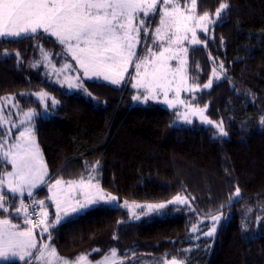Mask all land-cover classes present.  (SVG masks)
I'll return each instance as SVG.
<instances>
[{"label": "trees", "instance_id": "trees-1", "mask_svg": "<svg viewBox=\"0 0 264 264\" xmlns=\"http://www.w3.org/2000/svg\"><path fill=\"white\" fill-rule=\"evenodd\" d=\"M221 2L229 7L207 34H198L201 43L188 51L187 75L203 88L213 68L223 65L220 78L213 77L212 86L195 92L190 103L207 105L206 116L223 122L227 136L196 120L175 125V111L160 103L134 104L128 85L85 80L70 92L49 81L43 69L31 67L38 46L53 59L64 55L48 35L0 39V97L10 94L21 111L36 113L32 127L47 179L91 175L126 200L190 198L191 207L167 205L138 221L122 208L94 205L49 229L58 255L96 260L115 249L119 264H163L173 257L185 264H264V0H197V14L216 20ZM38 91L57 101L45 116L32 95ZM237 187L240 196L230 199ZM3 193L9 212L0 210V218L24 227L15 207L28 195ZM33 199L51 205L45 186ZM218 214L223 219L215 234L195 241L193 225Z\"/></svg>", "mask_w": 264, "mask_h": 264}, {"label": "snow or ice", "instance_id": "snow-or-ice-1", "mask_svg": "<svg viewBox=\"0 0 264 264\" xmlns=\"http://www.w3.org/2000/svg\"><path fill=\"white\" fill-rule=\"evenodd\" d=\"M228 7L226 2H221L215 12L216 20H213L207 12L203 15L197 14V0H192L191 9L182 7L178 0H0V37H21L42 30L64 47L85 77H102L113 85H120L125 79L129 66L135 63L137 78L132 87L144 89L143 100H155L162 94L163 102L169 108H175L177 104L184 105V100L179 98L181 90L188 92L201 90L199 85L188 84L185 57L189 49L184 46V42L187 41L190 45L200 44L197 30L207 34L209 25L219 22ZM158 10L161 15L159 25L154 32L153 45L159 44V50L148 47L147 55L138 57L140 34L141 32L145 36L149 34L146 25L150 22L149 18ZM42 54L47 62L49 54L43 49ZM173 60H177L180 65L175 71L169 63ZM142 67L143 72H141ZM220 69L223 70L222 64ZM212 71L213 77L219 79L221 72L216 68ZM177 74L180 79L175 89L177 96L173 100L169 99V93L173 91ZM213 77H210L203 88L212 86ZM67 83L70 89L80 87L78 77L67 78ZM34 95L41 103H44L48 96L43 91ZM132 99L141 100V95H134ZM52 103L55 105L57 101L53 99ZM186 107L187 111L178 113L180 119L186 123H192L190 117L196 115H199L205 123H213L205 115L207 105L204 108H193L191 105ZM34 115L33 109L24 112L21 123L30 124ZM260 123L264 125V118H261ZM2 124L3 121L0 119V126ZM216 127L221 136L228 135L223 128V122ZM3 143H8L6 138ZM2 147L3 144H0V148ZM5 160L11 164L12 171L0 174V210L3 213L9 212V207L6 206L9 197L3 193L4 188L12 194V197L22 196L25 192L32 197L33 190L45 182L47 168L36 143L33 127H25L20 131L15 142L3 151L0 161ZM97 165H93V168L95 169ZM65 184L68 187H79L82 190L81 194L84 195V201L76 199L73 203L74 198H64L61 186ZM49 192L51 195L48 199L56 207L54 222L49 220L48 207L51 205H46L44 200H33L31 205H25L21 200L19 207H15L16 215L24 216L26 227L11 223L8 218L0 219V260L7 264H15L17 259L23 264H33L34 261L36 264H89L87 254L79 256L72 262L68 258H61L50 244L38 242L35 229L40 228L41 233H49L48 239L51 240L49 231L51 227L90 209L100 201L111 204L117 198L104 193L99 185L92 184L91 175L88 182L81 179L79 184L75 181L65 182L57 179L54 184L49 185ZM239 196L240 189L237 187L230 199ZM36 204L39 205L40 211L30 213V209ZM171 204L191 207L190 198L180 194L167 202V205ZM167 205L149 204L146 207L149 213H154ZM124 206L132 212L133 218L140 219L134 209L140 208L143 211L142 206L128 205L127 202ZM33 214L39 218L38 221L31 218ZM210 219L212 227L204 233L208 237L215 234L223 216L211 215ZM192 231H197L196 225H193ZM116 255V250L112 249L110 255L104 257L98 264H117ZM164 264H185V262L173 257L171 260H165Z\"/></svg>", "mask_w": 264, "mask_h": 264}, {"label": "rangeland", "instance_id": "rangeland-1", "mask_svg": "<svg viewBox=\"0 0 264 264\" xmlns=\"http://www.w3.org/2000/svg\"><path fill=\"white\" fill-rule=\"evenodd\" d=\"M178 2L181 4L182 7H187L188 9H191V7H192V0H178ZM160 15H161V12H160V10H158L157 12H155L149 18L150 22L146 25V27L149 28V34L147 36H145L144 33L141 32V34H140L141 35L140 43H139V45L137 47V55H138V57H143V56L147 55L148 47H152L153 50H156V51L159 50V44L153 45V38H154L155 29L159 25ZM136 23H139V21H136ZM200 32L204 33L203 31L198 29L197 30V35ZM37 33H42L44 35H48V34L44 33L42 30L38 31ZM26 35H35V34L29 33V34H26ZM26 35H23V36H26ZM23 36H21V37H23ZM48 36H50V35H48ZM190 37H191V34L189 33V38ZM2 38L16 39V38H20V37H0V39H2ZM52 38H54V37H52ZM184 46L187 47L188 49H190L191 47L196 46V45H190V44H188L187 41H185L184 42ZM35 49H37L36 50L37 53H35V57H33V59H32L33 61H32L31 67L35 68V69H38V68L43 69L42 73L44 71V73L47 76V78L49 79V81L60 85L61 87L65 88L66 90H68L70 92L76 90L79 87L70 89L68 87L67 78L75 79V78L78 77L80 86L83 83V81H85V80H88V81H90V80H98V81H101V82H104V83H107V84H111L110 81L104 80L102 77H85L84 74H83V71L76 64L75 60H73L72 57L66 53L65 49H64V55H61L59 58L57 57V59H53V57H51L52 53L50 51H47L42 46H40V47L38 46ZM42 49L49 54V60L47 62L43 58ZM187 55H188V53H187ZM185 58L187 59V56ZM169 63H170V65H171V67H172V69L174 71L176 69H178L179 66H180L179 62L177 60L170 61ZM65 65H68V67L65 68L64 67ZM215 68L217 69V71H220L222 73V71L220 69V65H218ZM143 71H144V69L142 67L141 68V72H143ZM185 74H186V76L188 78V75H187V64H186V73ZM136 78H137V73H136L135 63H132L129 66L127 73L125 74L124 81L120 85H114V86L121 87L123 85H128L130 87V89H132V91H133V96L134 95H138V94L141 95V100L134 101L132 99L134 104L145 105V104H147L149 102L160 103L164 107H166L167 109L174 110L175 114H176L175 125H188L189 124V123H186L185 121L181 120L180 116L178 115V113L182 114L185 111H187V107L186 106L187 105H191L190 99H191L192 95L195 94V92H188V91L181 90L180 93H179V98L184 100V105L177 104L175 108H169L168 105L163 102L164 97H163L162 94L158 97V99H155V100L149 99L147 101H144L143 100V95L145 94L144 93V89H136V88L132 87V84L135 82ZM179 79H180L179 74H177L176 77H175L176 83L173 84V91H171L169 93V99H173L174 100L176 98L177 93H176L175 89H176L177 84L179 83ZM188 84L189 85H194V84L190 83L189 78H188ZM111 85H113V84H111ZM200 89H205V88L200 87ZM38 92H41V91H38ZM196 92H198V91H196ZM34 93H37V92H34ZM34 93H32V95L36 99L39 100V98L36 95H34ZM5 98H11V99L8 100V99H5ZM52 100H53V97L48 94V96L45 98V102L41 103L44 106V112H45L43 114L44 116L47 115V111H48V108H49L48 106H50V107L54 106L53 103H52ZM191 107H193V108H204V107H196V106H193V105H191ZM26 111H28V110L21 111L19 109V107L15 103L12 95L7 94V95H3V96L0 97V119H2V121H3V124L0 127L3 128L2 130L4 131V133H1L2 135H0V144H3V147L0 148V155H2L3 151H6L10 147L11 143L15 142V139H16V137L19 136L20 131H23L25 127H28V126L32 127L33 119L30 122V124L28 122H25L23 124L21 123V121L24 119L23 113L26 112ZM35 115H36V113H35ZM35 115H34V117H35ZM205 115H206V111H205ZM190 119L192 120V122L194 120H196V121H198L199 123H201L204 126L213 128L215 133L217 135H220L219 134V130L216 127V125L218 123L213 122V121H212L213 122L212 124L205 123L201 119V117L199 115L191 116ZM13 125H15V126L13 127ZM4 138L7 139L8 143H3ZM39 150H40V148H39ZM40 153H41V150H40ZM41 155H42V153H41ZM42 159H43V162L45 164L43 156H42ZM0 163H2V168L0 169V174H3L5 171H8V172L12 171L11 164L8 163L6 160L5 161H0ZM4 163L9 165L8 169H6V166H5L6 164H4ZM46 168H47V166H46ZM47 176H48V169H47V175L45 177V182L43 184L39 185L36 189H39L40 187L45 186L46 190L48 191V195L50 196L51 193L49 192V185L54 184L57 179H53V180L47 179L46 180ZM89 179H90V177L83 179V181L88 182ZM60 180H62V179H60ZM63 181H65V182H67V181H75L77 184H79V182L81 180H63ZM91 183L98 185V183L94 180L93 177H91ZM61 187L63 188L62 195H63L64 198H69V197L74 198L72 200L73 203H75L76 199H79L81 202L84 201V195L81 194L82 190L79 187H68L66 184L62 185ZM36 189H34L33 192ZM4 190L7 191L6 188H4L2 191H4ZM102 190L106 194H110L112 196H115L117 198V200L115 202H112L111 204H109V203H107L105 201H100L99 203H105V204H108V205H110L112 207H119V208H122V209L126 210L128 212V214H129V219L131 221H138L144 216H147L149 214L158 213L160 211L159 210L158 212L149 213L148 210H147V207H146L147 205H149V204H151V205H158V204L167 205V202L172 200L173 197L176 196L175 195L172 198H170L169 200L162 201V202H144V201H134V200L120 199L117 195H115V194H113V193H111L109 191H106L104 189H102ZM9 194L12 195L11 193H9ZM26 194H27V192H25L23 195H26ZM180 195H185V194H180ZM16 196L21 197V195H16ZM49 196H48V198H49ZM48 202L51 203V207H48L49 220L54 222L55 218H56V207H55V204H53L50 199H48L47 203ZM125 202H127L128 205H140V206H142L143 211H141L140 208H135L134 209L136 215L140 216V219L133 218L132 212H130L129 209L124 206ZM176 205H179V204H176ZM180 206H184V205H180ZM263 209H264V206H263V208L261 210H259L260 213L262 212L261 215H263V212H264ZM38 210L40 211L39 205H38ZM80 213H82V212H80ZM218 215H222V214H218ZM20 216L22 217V223L24 224V216L23 215H20ZM0 219H3V218H0ZM257 221H260V216L257 217ZM11 223H13V222L11 221ZM199 223H201V224L197 225V231H195V232L193 231L194 236H195L194 237L195 241H198L200 239L209 238L208 236L204 235V233H206L212 227V221H211L210 217H202L200 219ZM24 227H26V226H24ZM35 234L38 237V242H42L44 244H50L51 247H53V245L51 244L52 240H49L48 236H47V238H45L44 235L46 233H41V229L40 228L39 229H37V228L35 229ZM109 255H110V253L107 254V255H104V256L96 259V260H91L88 257H87V259L89 261V264H98V262L103 261L104 257L109 256ZM60 257L64 258L62 256H60ZM78 257L79 256L73 257V258L69 259V261L70 262L76 261ZM115 259L117 261V264H119V257L117 255H116ZM17 261H19V260L17 259ZM0 262H5V261L0 260ZM33 264H36V262L34 261Z\"/></svg>", "mask_w": 264, "mask_h": 264}, {"label": "built area", "instance_id": "built-area-1", "mask_svg": "<svg viewBox=\"0 0 264 264\" xmlns=\"http://www.w3.org/2000/svg\"><path fill=\"white\" fill-rule=\"evenodd\" d=\"M33 196L32 197H29L27 196L26 199H25V205H31L32 204V201H33ZM34 212H39L38 210V205H34L33 208L30 209V213H34ZM34 221H38V217H36L34 214L32 215L31 217ZM39 229V228H37Z\"/></svg>", "mask_w": 264, "mask_h": 264}, {"label": "crops", "instance_id": "crops-1", "mask_svg": "<svg viewBox=\"0 0 264 264\" xmlns=\"http://www.w3.org/2000/svg\"><path fill=\"white\" fill-rule=\"evenodd\" d=\"M46 180H47V178H46ZM37 190V189H36ZM27 195V194H26ZM23 196H25V195H23ZM49 196V195H48Z\"/></svg>", "mask_w": 264, "mask_h": 264}]
</instances>
